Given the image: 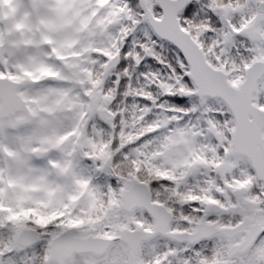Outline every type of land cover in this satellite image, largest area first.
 I'll return each instance as SVG.
<instances>
[{
    "label": "snow or ice",
    "instance_id": "obj_1",
    "mask_svg": "<svg viewBox=\"0 0 264 264\" xmlns=\"http://www.w3.org/2000/svg\"><path fill=\"white\" fill-rule=\"evenodd\" d=\"M0 264H264V0H0Z\"/></svg>",
    "mask_w": 264,
    "mask_h": 264
},
{
    "label": "trees",
    "instance_id": "obj_2",
    "mask_svg": "<svg viewBox=\"0 0 264 264\" xmlns=\"http://www.w3.org/2000/svg\"><path fill=\"white\" fill-rule=\"evenodd\" d=\"M136 36H137L138 39H142V35L139 32L136 34ZM130 46H131V44L127 45V47H130ZM163 54L167 55V52L164 51ZM149 67H155V64L151 60H146L145 63L141 65L140 69L136 70V74L133 76V79H132V83H133L134 86L137 85L136 77L138 76L139 72L140 71H146V70H148ZM126 79L127 78H125V80H122V82H121V90H123V85L126 82ZM140 83H143L142 78H140ZM119 99H120V97H118V100ZM161 99H167V98L166 97H162ZM126 103H127L128 107H129V109H131V106L133 104L139 103V104L143 105V104L148 103V102L144 101V100H140L139 98L130 96V97L127 98ZM149 118L151 119L152 117H149Z\"/></svg>",
    "mask_w": 264,
    "mask_h": 264
},
{
    "label": "rangeland",
    "instance_id": "obj_3",
    "mask_svg": "<svg viewBox=\"0 0 264 264\" xmlns=\"http://www.w3.org/2000/svg\"><path fill=\"white\" fill-rule=\"evenodd\" d=\"M185 119H186V117H185Z\"/></svg>",
    "mask_w": 264,
    "mask_h": 264
}]
</instances>
